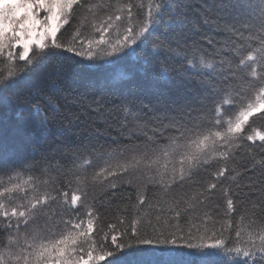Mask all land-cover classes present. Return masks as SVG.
Masks as SVG:
<instances>
[{
    "label": "snow or ice",
    "instance_id": "snow-or-ice-1",
    "mask_svg": "<svg viewBox=\"0 0 264 264\" xmlns=\"http://www.w3.org/2000/svg\"><path fill=\"white\" fill-rule=\"evenodd\" d=\"M0 264H264V0H0Z\"/></svg>",
    "mask_w": 264,
    "mask_h": 264
},
{
    "label": "trees",
    "instance_id": "trees-1",
    "mask_svg": "<svg viewBox=\"0 0 264 264\" xmlns=\"http://www.w3.org/2000/svg\"><path fill=\"white\" fill-rule=\"evenodd\" d=\"M19 63H21V64H22V63H23V61H19ZM254 118H255V117H253V118H250V119H254Z\"/></svg>",
    "mask_w": 264,
    "mask_h": 264
}]
</instances>
